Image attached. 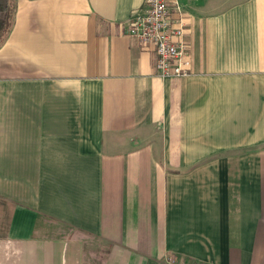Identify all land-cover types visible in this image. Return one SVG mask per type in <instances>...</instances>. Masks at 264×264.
Returning a JSON list of instances; mask_svg holds the SVG:
<instances>
[{"label":"crops","instance_id":"1","mask_svg":"<svg viewBox=\"0 0 264 264\" xmlns=\"http://www.w3.org/2000/svg\"><path fill=\"white\" fill-rule=\"evenodd\" d=\"M177 1L190 74L162 80L145 0H11L0 264H264V0Z\"/></svg>","mask_w":264,"mask_h":264},{"label":"built area","instance_id":"2","mask_svg":"<svg viewBox=\"0 0 264 264\" xmlns=\"http://www.w3.org/2000/svg\"><path fill=\"white\" fill-rule=\"evenodd\" d=\"M142 12L130 19L126 33L142 46L151 45L156 56L155 75L167 80L190 74V61L184 40L185 22L177 0H145ZM167 264H191L174 261Z\"/></svg>","mask_w":264,"mask_h":264},{"label":"trees","instance_id":"3","mask_svg":"<svg viewBox=\"0 0 264 264\" xmlns=\"http://www.w3.org/2000/svg\"><path fill=\"white\" fill-rule=\"evenodd\" d=\"M14 6L11 0H0V43H2L9 34L13 25ZM42 224L48 226L47 232L52 238L63 240H89L87 235L79 230L64 226L50 219H41Z\"/></svg>","mask_w":264,"mask_h":264}]
</instances>
